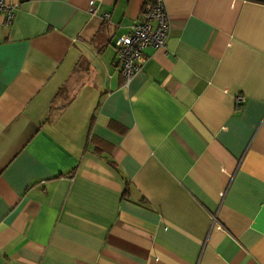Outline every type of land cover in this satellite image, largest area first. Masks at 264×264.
Segmentation results:
<instances>
[{"label": "crops", "instance_id": "obj_1", "mask_svg": "<svg viewBox=\"0 0 264 264\" xmlns=\"http://www.w3.org/2000/svg\"><path fill=\"white\" fill-rule=\"evenodd\" d=\"M6 1L0 264H264V0H163L126 85L146 0Z\"/></svg>", "mask_w": 264, "mask_h": 264}, {"label": "built area", "instance_id": "obj_2", "mask_svg": "<svg viewBox=\"0 0 264 264\" xmlns=\"http://www.w3.org/2000/svg\"><path fill=\"white\" fill-rule=\"evenodd\" d=\"M14 7L15 5L6 0H0V14L6 24L13 19ZM87 9L92 14L97 12L94 0L88 1ZM101 16L104 20L109 17L107 13ZM142 16L141 20L134 22L125 34L113 42L115 60L125 85L142 70L146 60L143 50L162 49L167 39L169 19L163 0H146L142 7ZM241 103L242 97L237 96L236 107L239 108Z\"/></svg>", "mask_w": 264, "mask_h": 264}]
</instances>
